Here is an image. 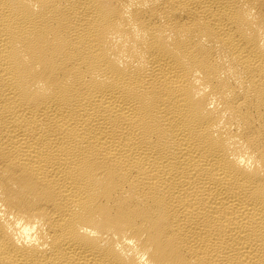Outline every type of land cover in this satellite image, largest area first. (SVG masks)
I'll list each match as a JSON object with an SVG mask.
<instances>
[{"label":"bare ground","instance_id":"bare-ground-1","mask_svg":"<svg viewBox=\"0 0 264 264\" xmlns=\"http://www.w3.org/2000/svg\"><path fill=\"white\" fill-rule=\"evenodd\" d=\"M0 264H264V0H0Z\"/></svg>","mask_w":264,"mask_h":264}]
</instances>
